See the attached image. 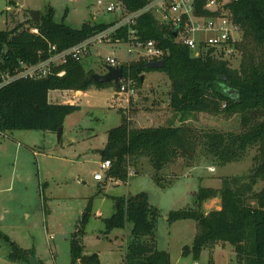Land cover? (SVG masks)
Listing matches in <instances>:
<instances>
[{
    "label": "trees",
    "instance_id": "obj_1",
    "mask_svg": "<svg viewBox=\"0 0 264 264\" xmlns=\"http://www.w3.org/2000/svg\"><path fill=\"white\" fill-rule=\"evenodd\" d=\"M131 12L146 5L148 0H119ZM203 4L199 2V7ZM235 19L243 29L237 56L231 61L211 56L195 57L188 46L177 42L174 29L160 23L151 13L139 16L135 28L141 40H154L163 50L165 66L151 69L141 58L122 63L124 76L133 77L138 86L142 75L159 70L170 81V107L182 113L179 124L137 126L122 114V122L107 132V141L101 155L110 160L106 180L127 182L130 167L137 168L147 158L156 171L155 180L162 187L159 172L183 158L188 167L194 166L198 149L205 151L215 165L244 160L251 149L253 166L247 175L222 177L220 188L200 186L194 193L192 206L169 212L168 220L192 219L197 231L192 246L183 247V255L198 259L205 248L213 249L220 243H231L237 255V264H264V0H238L232 5ZM19 23L13 29L0 31V72L14 70L21 62L34 64L51 55L50 46L58 51L72 47L114 24L84 23L73 28L65 22L55 21V9L50 6L39 23ZM37 32H34V30ZM113 42H126L128 27L120 29ZM236 60L238 63H234ZM84 60L70 59L56 68V73L40 79L16 80L0 89V132L13 130H45L57 133L62 130L65 118L80 109L70 102H51L53 90L85 91L92 86L113 87L119 83H98L91 79ZM64 70L62 76L58 71ZM238 91L236 97L228 91ZM226 113L239 115L241 130L199 129L186 113ZM106 184V183H104ZM103 184V185H104ZM219 197L220 209L204 210V203ZM117 209L105 219L107 231L132 224L126 241L124 264H172L171 254L158 248V207L152 205L147 192L117 198ZM84 224L82 221L71 239V253L76 264H101L98 254H85ZM7 242L10 238L1 234ZM13 244L12 257L26 258L30 262L33 252L17 249Z\"/></svg>",
    "mask_w": 264,
    "mask_h": 264
},
{
    "label": "rangeland",
    "instance_id": "obj_2",
    "mask_svg": "<svg viewBox=\"0 0 264 264\" xmlns=\"http://www.w3.org/2000/svg\"><path fill=\"white\" fill-rule=\"evenodd\" d=\"M98 1L0 0V31L26 22L24 10H40L42 17L50 6L55 9V21L77 29L86 22L94 25L120 17L105 8L106 3L116 0H102L104 5ZM128 51L129 44L124 42L94 44L90 57L84 59V67L103 74L107 57L116 58L119 63L138 60L137 50L131 55ZM154 71L155 75L153 71L146 72V82L128 107L116 102L112 86H92L79 97L70 93L64 100H73L80 109L65 118L60 139L55 132L36 129L0 133V232L10 238V242L0 238V264H30L26 258L11 256L13 242L17 249L33 252L45 264H72L71 239L82 221L85 254H98L101 264H124L132 224L107 231L105 219L116 211L117 198L140 192H147L150 203L160 211L158 248L171 254L172 264H237L234 246L229 242L205 248L198 259L183 255V247L193 244L197 223L192 219L170 222L168 216L172 210L192 206L200 186L220 188L222 177L247 175L253 166L255 149L240 162L218 166L199 148L194 166L188 167L180 158L159 172L162 187L157 184L156 171L147 158H142L137 168L130 167L127 182H104L107 171H103L102 181L94 178L101 172L99 150L105 146L107 132L122 122L120 110L131 118L132 124L142 127L175 122L182 116L169 105V77ZM186 114L199 129L241 130L239 115ZM135 117L138 122L133 120ZM262 187L264 182L256 190ZM217 205L210 203L207 210Z\"/></svg>",
    "mask_w": 264,
    "mask_h": 264
},
{
    "label": "built area",
    "instance_id": "obj_3",
    "mask_svg": "<svg viewBox=\"0 0 264 264\" xmlns=\"http://www.w3.org/2000/svg\"><path fill=\"white\" fill-rule=\"evenodd\" d=\"M238 0H148L146 5L138 10L129 12L124 4L111 1L105 4L108 12H116L120 17L114 24L92 37L72 46L58 51L56 46H50L51 55L34 64L21 62L14 70L0 72V89L20 79H40L56 73V68L66 64L70 59L84 60L92 52L94 44L113 42V36L123 27H128L129 55L138 51L139 59L148 62L164 60L165 50L158 46L154 40L143 41L140 39L135 25L137 19L144 13H151L160 23L177 29V42L189 47L195 57H208L231 61L237 56L238 44L243 39V29L234 17L232 5ZM99 5H104L102 0ZM34 32H37L35 29ZM127 61L125 63H130ZM120 63L116 58L107 57L106 65L117 66ZM122 64V63H121ZM105 65V66H106ZM65 71H58L59 76ZM139 86L130 75L123 76L120 80L119 90L115 91L116 102L122 107H128L132 99L138 96ZM124 105V106H123ZM1 133V132H0ZM111 167L110 160L100 162L101 172L94 175L95 180L104 179L103 171Z\"/></svg>",
    "mask_w": 264,
    "mask_h": 264
},
{
    "label": "water",
    "instance_id": "obj_4",
    "mask_svg": "<svg viewBox=\"0 0 264 264\" xmlns=\"http://www.w3.org/2000/svg\"><path fill=\"white\" fill-rule=\"evenodd\" d=\"M24 13H27L31 19L32 22L34 23H39L41 21V11L40 10H35V9H27L24 10ZM177 34V29L174 30V35L176 36ZM165 66V60H157V61H152L147 63V67L151 69H158V68H163ZM106 72L103 74H92L91 79L94 80L95 82L98 83H119L124 72V66L122 64H119L117 66H110L106 65ZM145 76L142 75L141 81L144 82ZM230 94H232L234 97L237 96L238 91L235 89H230L228 91ZM58 138H61L62 130L59 129L58 132ZM100 155L103 153V149L99 150ZM118 206V204H117ZM30 264H44L39 258L37 257H32L30 260ZM77 264H79L77 262Z\"/></svg>",
    "mask_w": 264,
    "mask_h": 264
},
{
    "label": "crops",
    "instance_id": "obj_5",
    "mask_svg": "<svg viewBox=\"0 0 264 264\" xmlns=\"http://www.w3.org/2000/svg\"><path fill=\"white\" fill-rule=\"evenodd\" d=\"M114 21V20H113ZM112 22V21H111ZM90 57V56H89ZM88 57V58H89ZM121 64V63H120ZM106 65V64H105ZM151 72V71H150ZM148 73V72H147ZM154 73V75H155V73H156V71H153L152 72V74ZM144 76H145V79H144V83L146 82V80H147V74L145 73L144 74ZM153 76V75H152ZM144 83H143V85H144ZM64 92L65 91H60V90H53V91H50V93H49V100L51 101V102H62V101H60V100H64L65 98H64ZM82 92L83 91H77V92H75V91H66V93H74V96L73 97H79V96H81L82 95ZM117 97V95H116V92H115V96H114V98H116ZM63 102H70V103H74V101L73 100H70V99H66V100H64ZM136 119V121L138 122V119H137V117H135V118H133V120H135ZM151 120H154L153 119V117H152V119ZM158 120V119H157ZM174 121V120H173ZM172 121V122H173ZM171 121H169L168 123H170ZM171 122V123H172ZM168 123H161V124H159V125H165V124H168ZM175 124H179V121L178 120H175V122H174ZM159 125H157V126H159ZM142 127V126H141ZM106 144V143H105ZM101 156V155H100ZM211 170V169H210ZM213 172V171H212ZM115 181V180H114ZM116 182H118V181H116ZM213 202H216V203H218V205L216 206V208L215 209H220L221 208V206H220V204H221V200H220V198L219 197H217V198H214V199H210L209 201H207L206 203H204V210L208 213L209 211L207 210V209H209V207H210V203H213ZM212 210V209H211ZM9 237V236H8ZM14 243V242H13ZM36 257V256H35ZM41 260V259H40ZM42 261V260H41ZM43 262V261H42ZM44 263V262H43ZM45 264V263H44Z\"/></svg>",
    "mask_w": 264,
    "mask_h": 264
}]
</instances>
